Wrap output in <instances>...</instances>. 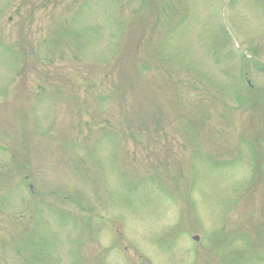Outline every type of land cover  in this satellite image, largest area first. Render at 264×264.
<instances>
[{
  "label": "rangeland",
  "instance_id": "1",
  "mask_svg": "<svg viewBox=\"0 0 264 264\" xmlns=\"http://www.w3.org/2000/svg\"><path fill=\"white\" fill-rule=\"evenodd\" d=\"M0 264H264V0H0Z\"/></svg>",
  "mask_w": 264,
  "mask_h": 264
},
{
  "label": "water",
  "instance_id": "2",
  "mask_svg": "<svg viewBox=\"0 0 264 264\" xmlns=\"http://www.w3.org/2000/svg\"><path fill=\"white\" fill-rule=\"evenodd\" d=\"M247 82L249 83V81H247ZM193 238H194L195 240H197V239H198V237H197V236H194Z\"/></svg>",
  "mask_w": 264,
  "mask_h": 264
}]
</instances>
